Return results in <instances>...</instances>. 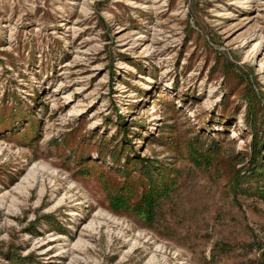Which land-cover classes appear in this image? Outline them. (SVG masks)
I'll return each mask as SVG.
<instances>
[{
	"label": "rangeland",
	"instance_id": "374dc122",
	"mask_svg": "<svg viewBox=\"0 0 264 264\" xmlns=\"http://www.w3.org/2000/svg\"><path fill=\"white\" fill-rule=\"evenodd\" d=\"M0 264H264V0H0Z\"/></svg>",
	"mask_w": 264,
	"mask_h": 264
},
{
	"label": "trees",
	"instance_id": "16d2710c",
	"mask_svg": "<svg viewBox=\"0 0 264 264\" xmlns=\"http://www.w3.org/2000/svg\"><path fill=\"white\" fill-rule=\"evenodd\" d=\"M258 98L259 97L255 93L252 94L249 98H247L248 103H249V108H251L253 110L252 112H250L251 114L249 113L247 122L249 123V126L251 127L250 136L252 138V144H253V148L255 151H257L259 148V145H258L259 143H256V145L254 144V141L256 139V130H257L256 129L257 122L254 119V117H255L254 108H255V103L257 102ZM257 142H259V140H257ZM148 193L149 192H147L145 195H143V197L141 199L142 204L139 203V205L141 204V207L143 209H145L146 212H148V210L150 209V201H151V199H150L151 196H149Z\"/></svg>",
	"mask_w": 264,
	"mask_h": 264
}]
</instances>
